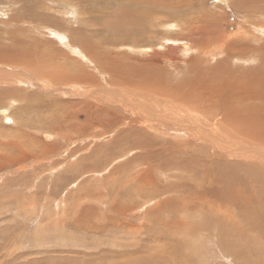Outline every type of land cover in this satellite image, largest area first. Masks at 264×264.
<instances>
[{
  "label": "rangeland",
  "instance_id": "1",
  "mask_svg": "<svg viewBox=\"0 0 264 264\" xmlns=\"http://www.w3.org/2000/svg\"><path fill=\"white\" fill-rule=\"evenodd\" d=\"M62 1L0 0L5 38L0 46H8L11 55L0 57V264H264V173L257 170H264V151L254 140L256 135L264 140V89L255 82L264 85V0H134L140 5L137 13L133 0H124L130 7L123 0ZM179 3L199 7L186 16L189 28L177 17L155 23L154 15L144 18L154 14L149 5L161 11ZM84 6L86 18H102L92 25L107 35L100 38L108 45L96 36L71 38ZM120 12L137 23L135 36L117 44L108 34ZM8 18L15 22L3 24ZM195 18L207 23V33H190ZM60 22L70 23L69 31ZM180 23L185 26L178 33ZM224 40L229 51L219 49ZM173 41L187 43L189 52ZM201 45L210 52L206 58L198 52L204 50ZM127 61L152 64H139L123 85L116 70L123 71ZM215 66L224 69L218 72L220 83L207 79L208 72H217ZM196 74L200 79L185 97L194 103L186 106L177 96ZM59 76L67 80L57 82ZM238 78L253 80L248 84L259 109L239 115L236 106H215L218 97H211L215 107L203 112L196 103L220 84L231 90ZM240 85L244 93L245 84ZM114 88L144 98L137 104L142 108L125 105V98L112 94ZM167 102L193 114L184 113L182 126L198 135L192 128L200 125L210 139L168 135L163 123L156 127L141 119L175 116L156 109L170 107ZM219 127L232 128L225 134ZM229 174L236 182H224L233 183L234 191L221 199L229 189L219 177ZM238 179L242 184H235ZM245 217L257 222V229ZM217 223L227 227L215 228Z\"/></svg>",
  "mask_w": 264,
  "mask_h": 264
},
{
  "label": "bare ground",
  "instance_id": "2",
  "mask_svg": "<svg viewBox=\"0 0 264 264\" xmlns=\"http://www.w3.org/2000/svg\"><path fill=\"white\" fill-rule=\"evenodd\" d=\"M62 1V0H61ZM118 1V0H117ZM130 1H132V0H130ZM251 1V4H253L252 3V1L253 0H250ZM119 2V1H118ZM140 2V1H139ZM257 2V1H256ZM262 2H264V1H262ZM62 3L65 5L67 2H65V1H62ZM120 3H122V2H120ZM132 3V2H131ZM133 3L135 4V6L132 8V10L133 11H135L136 13L138 12V10H139V8L140 7H138V6H140V5H138L137 6V4H136V2L133 0ZM143 3V2H142ZM154 3V2H153ZM125 4H126V2H125ZM124 4V0H123V5H125ZM152 4V3H151ZM179 4H181V3H179ZM67 6L69 5V4H66ZM122 5V4H121ZM130 5V4H129ZM142 5V4H141ZM144 5V4H143ZM198 6L200 5V4H197ZM79 6V5H78ZM118 6V5H117ZM125 6H127V5H125ZM118 7H120V6H118ZM127 7H130V6H127ZM127 7H126V9H127ZM131 7H132V5H131ZM145 8V7H144ZM143 8V9H144ZM149 10H153V13L154 14H151V12L149 13V14H147V15H144L142 12V14L144 15V18H150V16H152V15H154V16H156V19H154L152 22H154L155 23V21H163L164 19H170V18H172L173 20L174 19H176V18H174V17H177V19L178 18H180V20L181 19H184L185 20V22H186V24H187V26H188V28H189V20L186 18V16L188 15V13L189 12H191V11H193V12H195V11H197V10H199V7L198 8H195L194 7V4L192 5V4H181V6H179V8H175L173 5L172 6H166V7H163V9H161V11L158 9V7H156V6H148L147 7ZM147 8H146V10H147ZM237 8V7H236ZM125 8L123 7V10H124ZM142 9V8H141ZM122 10V9H121ZM129 10V9H128ZM130 10H131V8H130ZM142 11V10H141ZM148 11V10H147ZM118 12V11H117ZM131 13V12H130ZM134 13V12H133ZM140 13V14H141ZM75 14H77V13H75ZM120 14H122V15H120V16H116L115 17V19L113 20V21H111L110 22V26H111V31L109 32V36H111V38H113V40H116L115 42L117 43V44H122V41L120 40V39H129V38H131L132 36H135V33H136V30H135V28H136V26L133 24V22H136L137 23V21H135V20H132L133 18V16H131V18L130 19H128V20H126V19H124L125 17H124V12H120ZM141 14V15H142ZM145 14H146V12H145ZM88 15H89V10L88 9H86L85 10V6H84V11L82 12V16H83V19L81 18V22H80V24L79 23H76V26H77V30H75L74 31V33H71L70 34V36H71V38H72V36H73V40L74 39H76V40H84V39H87V40H89V39H93L94 40V38H95V36L97 37L96 38V40L95 41H104L103 39H101L100 37H104V36H107V35H104V33H100V32H97L95 29H94V27H93V25H92V22L94 21V19L95 18H97V19H101L102 20V18H100V17H96V16H94V19H91V18H86V17H88ZM135 15V14H134ZM143 15H142V17L141 18H143ZM6 16V15H5ZM190 16V15H189ZM127 17V16H126ZM135 17L136 16H134V19H135ZM12 18V17H11ZM11 18L8 20V19H6L4 22H3V24H5V25H8V23H12V22H15V19L13 20H11ZM140 18V17H139ZM77 19V18H76ZM51 20H53V19H51ZM78 20V19H77ZM55 21V20H54ZM143 21V20H142ZM182 21V20H181ZM17 22H21L20 20L19 21H16V23ZM131 22H132V24H131ZM22 24L23 23H25V22H21ZM60 23H62L63 24V27L62 28H65V29H67V31H69V29L71 28V24L70 23H67L68 24V26L64 23V22H60ZM194 26L193 27H191L190 29V33L191 34H193V33H195V32H198V33H207L208 31L205 29V25L207 24L206 22V24L205 23H203L202 21H200V20H197L196 18L195 19H193V21L191 22ZM2 24V25H3ZM73 26L75 25V24H72ZM105 25L107 26L108 25V23H105ZM121 25V30H119L118 28H119V26ZM66 26L68 27V28H66ZM184 24L183 23H180L179 24V29H178V33H180L181 31H182V29L184 28ZM40 27V26H39ZM103 27V26H102ZM255 27H258V26H254V28ZM108 29H109V26L107 27ZM175 28V27H174ZM182 28V29H181ZM261 28V27H260ZM263 28V27H262ZM48 29V28H47ZM74 29V28H73ZM94 29V30H93ZM62 30V29H61ZM242 30V29H241ZM47 31H49V29L47 30ZM144 30H141L140 29V31H139V33H138V36H142L140 33L141 32H143ZM253 31V30H252ZM251 31V32H252ZM255 31V30H254ZM262 31H263V29H262ZM105 32H107V31H105ZM168 32V35H172L173 33H174V35H177L178 33L176 32V31H167ZM177 34H176V33ZM245 32H247V31H245ZM245 32H243V33H245ZM60 33V32H59ZM257 33H259L258 31H257ZM261 33V32H260ZM54 34H56V33H54ZM63 34V33H62ZM95 34V35H94ZM143 34V33H142ZM52 35V34H51ZM241 35V34H240ZM250 35V34H249ZM263 35V34H262ZM54 36V35H53ZM59 36V35H58ZM61 36V35H60ZM64 36V35H63ZM202 36H204V35H202ZM245 36H246V34H245ZM248 36V35H247ZM246 36V37H247ZM66 37V36H65ZM189 37H192V36H189ZM234 37V36H233ZM0 38H4L1 34H0ZM100 38V39H99ZM201 38H203V37H201ZM221 37L219 36L218 37V40L220 39ZM237 38V37H236ZM258 38V37H257ZM5 39V38H4ZM69 39V38H68ZM139 39V38H138ZM242 39V38H241ZM241 39H240V41H241ZM253 39V38H252ZM7 40V39H6ZM106 40V39H105ZM110 40V39H109ZM112 40V39H111ZM182 40V39H181ZM184 40H186V39H184ZM188 40V39H187ZM11 41V40H10ZM190 41V40H189ZM201 41L203 42V41H206V42H211L210 41V39H208V38H203V39H201ZM13 42H15L16 43V41H13ZM74 42V41H73ZM106 43H108L109 41H105ZM105 42H102V43H105ZM239 42V41H238ZM242 43L244 42V41H241ZM259 42V41H258ZM64 43V42H63ZM74 43H76V42H74ZM73 43V44H74ZM105 43V44H106ZM222 45L219 47V49L220 50H226V49H228V51L230 50V48H229V45H227V42L224 40V41H222V42H220ZM254 42H252L251 41V44H253ZM62 44V43H61ZM68 44V43H67ZM105 44H103V45H105ZM172 44V43H171ZM173 44L174 45H176V46H181L182 48L181 49H183L184 50V52H185V54L187 53V51L191 48V46H189L187 43H180V42H177V41H173ZM237 44H239V43H237ZM245 44V43H244ZM249 44V43H248ZM16 46H17V44H15ZM14 44L12 45V47L16 50V46H15ZM77 45V44H76ZM106 45H108V44H106ZM235 45V44H234ZM65 46V45H64ZM70 46V45H69ZM68 46V47H69ZM242 46H244V45H242ZM250 46V45H249ZM260 46V45H259ZM1 47V51H0V54H3V55H0V57L1 56H11L10 54H8L7 52H9V51H7V47L8 46H6V45H4V46H0ZM78 47V46H77ZM106 47H108V46H106ZM115 47V46H114ZM241 47V46H240ZM245 47H246V45H245ZM251 47V46H250ZM254 47V46H253ZM100 48V47H99ZM121 48V47H120ZM194 48L195 49H197V47L196 46H194ZM201 48H204V50H202V49H200V50H198V52L199 53H202L203 52V56L202 57H204V58H206V54L209 56L210 55V52L209 53H207L208 51L207 50H205V49H207V47L206 46H204V45H201ZM260 48V47H259ZM79 49V48H78ZM89 49H90V47H89ZM92 49H94V48H92ZM217 48H215L214 50H216ZM234 50H235V47L233 48ZM243 49H245V48H243ZM248 49H249V47H248ZM258 49V48H257ZM256 49V50H257ZM263 49V48H262ZM80 50V49H79ZM133 50V49H132ZM238 50H239V47H238ZM254 50V49H253ZM252 50V51H253ZM102 52H104L103 51V49L101 50ZM136 51V50H135ZM209 51H213V50H209ZM249 51H250V49H249ZM61 52V51H60ZM101 52V53H102ZM183 52V53H184ZM189 52V51H188ZM214 52V51H213ZM216 52V51H215ZM219 52V51H218ZM232 52V51H231ZM255 52V51H254ZM98 53V52H97ZM100 53V54H101ZM191 53V52H190ZM233 53V52H232ZM263 53V52H262ZM262 53H260V54H262ZM77 54V53H76ZM108 54H110V53H108ZM116 54V53H115ZM118 54V53H117ZM215 54V53H214ZM234 54V53H233ZM74 55V54H73ZM84 55V54H83ZM126 55V54H125ZM148 55V54H147ZM151 55L152 56H154V57H156L157 56V53L155 52V51H152L151 52ZM189 55V54H188ZM198 55H200V54H198ZM252 55H254L253 53H252ZM251 55V56H252ZM59 56V55H58ZM88 56H90L89 54H88ZM99 56V55H98ZM109 56V55H108ZM218 56V55H217ZM226 56V55H225ZM225 56H223V57H225ZM111 57V56H110ZM119 57V56H118ZM124 57V56H123ZM201 56H200V58H199V60H201V59H203ZM227 57V56H226ZM56 58V57H55ZM83 58V57H82ZM87 57H85V59H86ZM91 58V57H90ZM116 58V57H115ZM211 58V57H210ZM80 59H81V57H80ZM95 59V58H94ZM63 60V59H62ZM101 60V59H100ZM195 60V59H194ZM78 61V60H77ZM81 61V60H80ZM117 61H119L118 59H117ZM138 61V60H137ZM160 61V60H159ZM202 61H204V60H202ZM202 61H199L200 63L202 62ZM234 61V60H233ZM254 61V60H253ZM5 62V61H4ZM86 62H89V60L88 61H86ZM207 62H211V60L209 61H207ZM250 62V61H249ZM256 62V61H255ZM260 62V61H259ZM10 63V62H9ZM120 62H118V64H119ZM127 63H128V61H127ZM125 64V63H122V64H125L124 66H123V68L122 69H124L123 71L121 70V71H119V70H116L117 71V77H120V75H121V77H120V79H121V81L122 82H125V83H122L123 85H128V82H129V77H128V75H130V74H132V73H135L134 71H135V68L136 69H138V65L140 64L141 65V63H137L138 65L136 66H134V65H129L130 64V62L128 63V64ZM200 63L198 64V65H200ZM258 63V62H257ZM8 64V63H7ZM63 64V63H62ZM106 64V63H105ZM151 64H152V61L150 62L149 61V63H146V64H142L141 66H147V67H150L151 66ZM189 64H192L191 62L189 63ZM188 64V65H189ZM207 64H209V63H207ZM225 64V63H224ZM117 65V64H116ZM121 65V64H120ZM225 65H227V64H225ZM264 65V64H263ZM94 66H96V65H94ZM100 66H101V64H100ZM114 66V65H113ZM140 66V67H141ZM209 66V65H208ZM214 66V65H213ZM217 66V65H216ZM216 66L214 67L215 69H217V72L215 73V74H213L214 72H208V74H207V79L208 80H210V79H213V80H215L216 81V83L217 82H219L220 83V80H221V78H220V75H218L219 73V71L221 72V69H222V67H219V68H216ZM220 66H222V65H220ZM61 67V66H60ZM97 67V66H96ZM118 67V66H117ZM116 67V68H117ZM139 67V68H140ZM198 67V66H197ZM226 67V66H225ZM2 68H4L3 66H2ZM103 68H107L106 66L104 67L103 66ZM102 68V69H103ZM191 68H195V69H197L196 67H190L189 69H191ZM200 68V67H199ZM206 70H208L207 69V66L206 67H204ZM49 69V68H48ZM97 69V68H96ZM134 69V70H133ZM219 69V70H218ZM1 70V69H0ZM4 70V69H3ZM104 70V69H103ZM223 71H224V69H222ZM8 71V70H7ZM51 71V70H50ZM53 71V70H52ZM95 71V70H94ZM101 71V70H100ZM110 71H112V70H110ZM159 71V70H158ZM225 71H229V70H225ZM3 72V71H2ZM195 72V71H194ZM20 73V72H19ZM37 73V72H36ZM50 73V72H49ZM103 72H101V74H102ZM115 73V72H114ZM140 73H143V72H140L139 71V74ZM199 73V72H198ZM197 73V74H198ZM48 74V73H47ZM46 74V75H47ZM194 75L193 77L194 78H190V76H189V79H188V82L185 80V83H184V86L183 85H181V88H183V87H185V88H187V90L182 94V95H178L177 96V100L179 101V102H181V103H183V104H185L186 106H189V105H191V103H194L193 101H191V100H186L185 99V97L187 96V94L189 95V93L190 92H193L192 91V84H193V81H194V79L195 80H199L200 79V77L198 76V75ZM51 75V74H50ZM67 75V74H66ZM192 75V74H191ZM17 76V75H16ZM25 76V75H24ZM188 76V75H187ZM65 77V76H64ZM62 78V77H57V79H56V81L57 82H60V81H66L67 80V78L65 77V78ZM82 77V76H81ZM31 78V77H30ZM25 79H26V77H25ZM32 79V78H31ZM183 79V78H182ZM181 79V80H182ZM242 78H238L237 79V81L234 83V86H233V88L231 89V90H226V89H223V87H222V85L220 84L219 85V87L218 88H211L210 90H213V91H215V93L213 94V95H200L199 97H197V98H199L197 101H196V103H200V106L201 107H203L202 109H203V112H204V110H207V109H209V108H211V107H215V106H218V107H220V105L222 104V105H225L226 107L227 106H236L237 107V111H238V113H240L239 115H241L243 112H244V114L245 113H247V114H249L248 112L249 111H251V110H256V108L257 109H259L258 107H257V105L255 104V102H256V98L257 97H255V96H252V89H251V86L248 84V83H251L253 80H250L251 78H248L247 80L248 81H246V82H243L242 80H241ZM69 80V79H68ZM74 80V79H73ZM78 80V79H77ZM109 80H111V77H110V79ZM174 80H175V78H174ZM255 80V79H254ZM40 81V80H39ZM72 81V80H71ZM83 81V80H82ZM117 81H118V79H117ZM239 81H240V83H239ZM2 82H3V80H2ZM2 82H0V83H2ZM6 82V81H5ZM242 82V83H241ZM255 82H257V83H260L259 84V86H258V89H264V85H263V82H262V80H255ZM50 83V82H49ZM64 83V82H63ZM92 84V83H91ZM240 84H245V86L243 87L244 88V93H242V92H240V90H241V85ZM23 85V84H22ZM33 85V84H32ZM48 85V84H47ZM46 85V86H47ZM25 86V85H24ZM105 86V85H104ZM117 86V85H116ZM26 87H27V85H26ZM121 87V86H120ZM137 88H135V89H139L140 88V86H136ZM40 88V87H39ZM42 88V87H41ZM75 88V87H74ZM110 88V90H111V88L112 87H109ZM123 88V87H122ZM42 89H44V88H42ZM91 89H93V87L91 88ZM217 89V90H216ZM74 90V89H73ZM89 90H90V88H89ZM88 90V91H89ZM109 90V91H110ZM111 92V91H110ZM115 92H116V94H118V96L120 97V96H122L123 98H125V100H126V104L125 105H129V106H131L133 109H135V110H138V109H141L142 107L140 106V105H137L138 103H140V101H142V102H144L143 101V99L144 98H141V96H139V95H137V94H134V93H130V92H128V91H123V90H118L117 88L115 89L114 88V91H113V95L115 94ZM227 92H230V93H227ZM105 94V93H104ZM110 95H111V93H109ZM108 94V95H109ZM165 95H167V94H165ZM87 96H89V95H87ZM232 97V99H231V97ZM82 97V96H81ZM122 97H120L121 99H122ZM215 98V97H218V99H217V101L215 102V106H214V102H213V100H211L210 101V98ZM259 97V96H258ZM109 98V97H108ZM116 98H118V97H116ZM146 98V97H145ZM191 98H192V94H191ZM108 100V99H107ZM251 100H253V104L252 105H249L248 103H249V101H251ZM110 101V100H109ZM52 101H50V103H51ZM56 104H54V105H58V103L57 102H55ZM153 103V102H152ZM260 103L261 104H264V100L263 101H260ZM73 104V103H72ZM165 104H167L168 106H170V107H161V106H158L156 109H158V110H160L161 112H167V113H172V114H174L175 116H171V117H168V118H166V119H164V118H162V117H155V116H153L152 114H147V116H148V118H146V117H144V116H141V119H144L143 121L144 122H146V121H148V122H151L152 123V126H159L158 125V123H163L165 126H160L161 128H164V130H165V134H171V133H177L179 136H182V135H184V136H187V137H192L195 141H197L198 142V140H201V139H203V140H207V139H210V136H209V134L199 125L198 127H194V128H192V131H195V132H197L198 133V135L197 134H192L191 132H190V129L191 128H185L184 126H182L181 124H182V122L183 121H180V119L184 116V113H187V111H185V110H183V109H176V110H174L173 108H171V107H180V106H178L177 104H175V103H172V102H167V103H165ZM189 104V105H188ZM92 105H90V107H91ZM209 106H211V107H209ZM224 106V107H225ZM89 107V108H90ZM95 107V106H94ZM206 107H209V108H206ZM224 107H222V108H224ZM128 108V107H127ZM91 109V108H90ZM264 109V108H263ZM116 110V109H115ZM131 110V108H128V111H130ZM216 111V110H215ZM263 113H264V110L262 111ZM147 113V112H146ZM146 113H143V114H146ZM262 113V115L264 116V114ZM188 115H189V117H193V114H189V113H187ZM176 116H178V118H175ZM94 118V117H93ZM238 118V117H237ZM162 119V120H161ZM240 119V118H239ZM168 120H171L172 122H171V124H167L168 123ZM262 120H264V119H262ZM178 122H179V124H178ZM250 122V121H249ZM246 123H248V121L246 122L245 121V123H242V125L243 124H246ZM167 125V126H166ZM159 128V127H158ZM229 128H232V127H229ZM229 128H225V127H219L218 128V130H219V132H223V133H230V131L231 130H229ZM185 131V133H182V132H184ZM241 131L242 132H247L246 130H242L241 129ZM203 132H204V134H203ZM50 137V136H49ZM198 137V138H197ZM255 138L256 139H254L255 140V142L258 144V148H259V150L260 151H264V145L262 144V143H264V140H262L263 138H261L260 137V135H256L255 136ZM207 142V141H206ZM205 142V143H206ZM209 142V141H208ZM213 142L214 143H216L217 141H216V139L215 140H213ZM213 146V145H212ZM214 147V146H213ZM205 150H207V149H205ZM213 150V149H212ZM180 153H178V155H182V151H179ZM211 153V152H210ZM233 155H235V153H233ZM257 162V161H256ZM259 164V163H258ZM261 164L262 165H264V159L262 158L261 159ZM179 165V163L177 164V166ZM180 165H182V166H184L185 164L183 163V164H180ZM225 169V168H224ZM257 170H259V173H264V170H262L261 168H257ZM240 171V170H239ZM232 172V171H231ZM217 173V172H216ZM219 173V172H218ZM235 173V172H234ZM258 173V174H259ZM220 175V173L218 174V176ZM235 175V174H234ZM237 176V175H236ZM239 177V176H238ZM235 178V177H234ZM262 178V177H261ZM260 178V179H261ZM236 180V178L235 179H233V176H231L230 174L229 175H226L225 177H223V178H220L219 177V181L221 182H223L224 184H225V188H227V189H229L228 191H227V193H228V195H226L225 196V194H221L219 197L221 198V199H227L228 198V196L231 194V190H233L234 191V189H232V187H234L235 185L233 184V183H231V182H233V181H235ZM224 181H231V182H229V183H227V182H224ZM261 181H264V178H263V180H261ZM222 182H221V184H222ZM236 182V181H235ZM245 182V181H244ZM245 183H247V182H245ZM235 184H237V185H239V184H242V181H240L239 179L237 180V183H235ZM213 186H214V183H213ZM246 187V186H245ZM237 190L239 189L237 186L235 187ZM249 189V188H248ZM239 192V191H238ZM238 192L236 191V193H237V195H238ZM251 192V191H250ZM240 195V194H239ZM241 195H243V194H241ZM257 195H259L258 193H257ZM260 196H261V194H260ZM255 197V196H254ZM248 198V197H247ZM249 199V198H248ZM184 206V205H183ZM192 206V205H191ZM213 206V205H212ZM217 206V205H216ZM215 206V207H216ZM220 206V205H219ZM264 206V205H263ZM188 207V206H187ZM223 207V206H222ZM260 207V206H259ZM193 208V207H192ZM214 209H216V208H214ZM212 210V209H211ZM247 211H249V210H247ZM214 212V211H213ZM240 213V212H239ZM238 213V214H239ZM247 214V212L245 213V216H247L246 215ZM254 214H256V213H254ZM245 219L247 220V222L251 225V227H254V228H256L257 229V227H258V225H257V222H251L250 223V218L248 217V219L245 217ZM255 219H257V217L255 218ZM205 225H207V224H205ZM220 225L221 224H215V228H223V230H225V228L227 227L226 225H223L222 224V227H220ZM259 233L261 234V231H259ZM159 256V255H158ZM160 258V257H159ZM137 261V260H136ZM140 262V261H139ZM138 262V263H139ZM165 262V261H164Z\"/></svg>",
  "mask_w": 264,
  "mask_h": 264
},
{
  "label": "water",
  "instance_id": "3",
  "mask_svg": "<svg viewBox=\"0 0 264 264\" xmlns=\"http://www.w3.org/2000/svg\"><path fill=\"white\" fill-rule=\"evenodd\" d=\"M49 137V136H48Z\"/></svg>",
  "mask_w": 264,
  "mask_h": 264
}]
</instances>
